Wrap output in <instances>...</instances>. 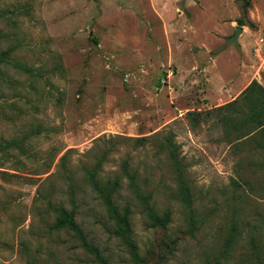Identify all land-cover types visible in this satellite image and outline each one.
<instances>
[{
  "label": "rangeland",
  "instance_id": "1",
  "mask_svg": "<svg viewBox=\"0 0 264 264\" xmlns=\"http://www.w3.org/2000/svg\"><path fill=\"white\" fill-rule=\"evenodd\" d=\"M263 47L264 0H0V264H100L57 205L109 264H264V129L238 96L264 88ZM87 168L129 208L139 258Z\"/></svg>",
  "mask_w": 264,
  "mask_h": 264
},
{
  "label": "trees",
  "instance_id": "2",
  "mask_svg": "<svg viewBox=\"0 0 264 264\" xmlns=\"http://www.w3.org/2000/svg\"><path fill=\"white\" fill-rule=\"evenodd\" d=\"M240 26L242 22H239ZM8 62V51L3 50L0 52V63ZM25 69V68H24ZM249 106L246 111L243 122L251 125L253 130L264 129V88L260 87L257 80L253 79L249 85L238 95ZM237 96V97H238ZM237 102V98L230 103ZM192 118H195L196 114L189 113ZM254 125V126H253ZM142 138H140L141 140ZM7 144L0 145V150L4 149ZM161 148L166 152L168 159L171 161V165L174 167V171L181 179L184 172V165L176 154L175 145L172 142L170 136H166L163 142L160 144ZM124 173L128 179L129 187L138 198L143 206L144 211L148 219L151 221V225L154 227H165L170 219V212L165 211L161 214L155 212L148 203V198L143 194L141 187L138 185L135 175L129 171L127 162L123 165ZM86 179L92 184L95 191H97L102 198V201L106 207L108 217L114 221L116 225L115 233L122 240V242L129 248L130 252L137 258V246L132 237L131 225L129 221V208L125 207L122 211H119L118 207L113 201L112 195L115 192V188L109 183L107 186L102 187L99 185L96 177V171L93 168L85 169ZM183 200L187 204H190V195L188 186H183ZM53 210L56 214L55 227L59 229H67L77 234L83 241V245L86 250L93 254L100 264H109L108 261L101 255L97 246L87 243L81 227L75 220V210L73 208L67 209L64 206H53Z\"/></svg>",
  "mask_w": 264,
  "mask_h": 264
},
{
  "label": "water",
  "instance_id": "3",
  "mask_svg": "<svg viewBox=\"0 0 264 264\" xmlns=\"http://www.w3.org/2000/svg\"><path fill=\"white\" fill-rule=\"evenodd\" d=\"M242 32L241 26H235V33L229 37L228 43L234 44L236 47H239L238 37L239 34Z\"/></svg>",
  "mask_w": 264,
  "mask_h": 264
},
{
  "label": "crops",
  "instance_id": "4",
  "mask_svg": "<svg viewBox=\"0 0 264 264\" xmlns=\"http://www.w3.org/2000/svg\"><path fill=\"white\" fill-rule=\"evenodd\" d=\"M239 40H240V38L238 37V42H239ZM262 55H264V47H263V50H262ZM257 73H258V75L260 76V72H257ZM253 79H255V80L259 81V82L261 81V79L259 80L256 76H253V77H252V80H253ZM232 95H233V94H232ZM232 95H229V97H231ZM233 97H235V96H232V98H233Z\"/></svg>",
  "mask_w": 264,
  "mask_h": 264
}]
</instances>
